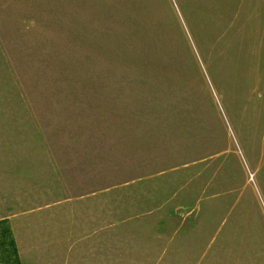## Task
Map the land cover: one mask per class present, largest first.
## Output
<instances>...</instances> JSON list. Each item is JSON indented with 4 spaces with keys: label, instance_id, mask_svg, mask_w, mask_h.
Here are the masks:
<instances>
[{
    "label": "rangeland",
    "instance_id": "1",
    "mask_svg": "<svg viewBox=\"0 0 264 264\" xmlns=\"http://www.w3.org/2000/svg\"><path fill=\"white\" fill-rule=\"evenodd\" d=\"M261 2L0 0V173L62 170L0 211L88 195L106 264H264Z\"/></svg>",
    "mask_w": 264,
    "mask_h": 264
},
{
    "label": "crops",
    "instance_id": "2",
    "mask_svg": "<svg viewBox=\"0 0 264 264\" xmlns=\"http://www.w3.org/2000/svg\"><path fill=\"white\" fill-rule=\"evenodd\" d=\"M259 6L264 15V0ZM59 165L54 157L49 175L47 170L45 175L43 171L39 173L35 164L24 173L17 167L14 176L0 173V177L10 179L15 188H20V182L26 179L35 180L33 185L42 189L50 188V184L55 188L51 177L60 176ZM87 196L65 195L49 200L43 191H36L34 205L15 201L1 210L0 250L4 253L0 264H106L100 250L104 242L102 236H97L106 220V204L101 200L87 202Z\"/></svg>",
    "mask_w": 264,
    "mask_h": 264
}]
</instances>
